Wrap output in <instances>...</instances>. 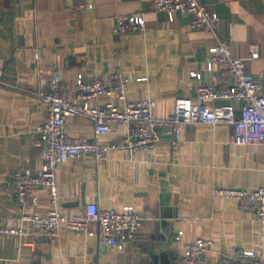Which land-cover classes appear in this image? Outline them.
Instances as JSON below:
<instances>
[{
	"label": "crops",
	"instance_id": "crops-1",
	"mask_svg": "<svg viewBox=\"0 0 264 264\" xmlns=\"http://www.w3.org/2000/svg\"><path fill=\"white\" fill-rule=\"evenodd\" d=\"M201 1L220 18L216 35L194 30L191 16L169 22L154 11L152 0H0V264H151L155 249L179 264L184 247L200 238L214 241L202 264H238L239 251L264 255V225L238 201L214 196L216 189L264 188V145L235 144L226 124L182 125L176 142L169 129L160 128L161 140L151 150L112 151L103 160L82 155L59 165L65 215H84L89 204L106 211L135 209L141 227L122 248L107 245L99 234L66 229L32 246L6 233L25 227L24 215L46 217L51 210L47 188L34 187L32 201L22 207L12 187L17 172L37 174L42 168L37 128L47 106L38 92L54 75L75 101L78 75L93 81L121 72L130 79L128 101L152 98L157 117L169 119L177 99L197 103L199 84L225 86L218 68H207L212 49L225 39L234 55L246 60L264 94V0ZM81 4L93 7L71 9ZM119 15L143 16L146 32L114 33ZM253 45L259 52L255 59ZM110 102L102 95L90 105ZM113 102L123 108L121 101ZM223 104L228 102L212 103ZM234 107L239 114V103ZM126 131L115 124L110 133L95 137L92 121L81 116L66 127L70 138L100 144L113 143Z\"/></svg>",
	"mask_w": 264,
	"mask_h": 264
},
{
	"label": "built area",
	"instance_id": "built-area-1",
	"mask_svg": "<svg viewBox=\"0 0 264 264\" xmlns=\"http://www.w3.org/2000/svg\"><path fill=\"white\" fill-rule=\"evenodd\" d=\"M157 14L165 15L169 22L178 16H191L194 30H206L217 33L220 20L217 13L210 11L201 0H152ZM90 4H81L71 9L92 8ZM114 33H145L146 20L141 15H119L116 17ZM259 55L257 46H251V59ZM218 73L226 83L218 89L211 83L197 86V103L190 99L179 98L175 103L174 114L169 119H159L156 104L152 98L128 101L126 88L130 79L121 72H114L106 79L96 78L86 81L78 75L76 81V100L71 101L66 95V87L59 74L54 75L47 89L38 92V98L47 106V117L37 128L40 135L39 159L42 168L37 174L22 170L15 174L12 190L24 207L32 201L34 187L47 188L50 195L51 210L46 217L24 215L26 226L11 228L6 231L17 236L25 246H32L41 240L56 238L62 229L78 235L102 237L111 247L122 248L123 244L136 239L141 227V218L131 206L121 211L102 210L97 204H89L84 215L67 216L60 205V193L57 172L60 164L70 158L92 155L96 160H103L107 154L117 150L131 152L153 149L160 142V128L169 129L174 141L180 138L182 125H220L226 124L233 129V142L237 145H264V94L261 85L248 69L246 60L234 55L229 40L219 39L207 68ZM192 77L201 79L199 73ZM144 79H138L140 82ZM102 95L111 102L105 106H91L90 101ZM123 103L119 108L113 100ZM224 100L228 104L212 105L214 101ZM235 103H239L237 114ZM81 116L92 121L95 137L108 134L115 124L125 125L126 133L110 144L96 141H82L70 138L66 127L74 117ZM214 196L236 200L242 210L253 213L264 225V188L257 191L239 189H216ZM181 233L176 236L180 240ZM212 239H197L184 247L179 264H202L201 258L213 250ZM238 264H264V255L255 251H239L234 256Z\"/></svg>",
	"mask_w": 264,
	"mask_h": 264
},
{
	"label": "water",
	"instance_id": "water-1",
	"mask_svg": "<svg viewBox=\"0 0 264 264\" xmlns=\"http://www.w3.org/2000/svg\"><path fill=\"white\" fill-rule=\"evenodd\" d=\"M150 254L152 257L151 264H171L170 258L165 252L155 249L151 250Z\"/></svg>",
	"mask_w": 264,
	"mask_h": 264
}]
</instances>
